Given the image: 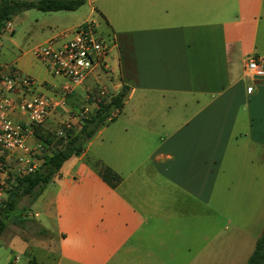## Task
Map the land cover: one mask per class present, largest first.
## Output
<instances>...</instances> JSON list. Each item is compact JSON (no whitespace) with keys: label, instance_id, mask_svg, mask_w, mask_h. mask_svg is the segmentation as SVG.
<instances>
[{"label":"crops","instance_id":"obj_1","mask_svg":"<svg viewBox=\"0 0 264 264\" xmlns=\"http://www.w3.org/2000/svg\"><path fill=\"white\" fill-rule=\"evenodd\" d=\"M86 1L113 40L106 84L129 90L34 200L47 233L19 236L25 249L56 250V264H121L151 240L153 221L179 217L187 199L211 204L229 145L264 175V76L250 78L245 66L253 56L264 68V0ZM89 86L67 101L94 109ZM88 156L120 182L109 185Z\"/></svg>","mask_w":264,"mask_h":264},{"label":"rangeland","instance_id":"obj_2","mask_svg":"<svg viewBox=\"0 0 264 264\" xmlns=\"http://www.w3.org/2000/svg\"><path fill=\"white\" fill-rule=\"evenodd\" d=\"M87 17H94L98 31L103 38H109L107 27L95 12L93 3L86 0L75 9L42 10L29 7L16 12L0 31V62L17 64L37 81L47 86L48 83L59 86L65 79L50 73L34 57L31 49L50 35L71 28ZM97 73V71L94 73L95 78L93 76L88 80L89 89H92L90 101L94 102L95 106L96 99L100 98L97 94L100 84L106 86L107 94L113 91L107 86L108 83L106 84V79L111 73ZM48 87L43 86L42 89L48 92L50 90ZM78 90L83 92L81 88ZM77 104L78 106H72V103L67 101L70 111L59 109L37 128L39 139L44 142L43 152L56 147L60 130L64 131L66 128L62 122L66 117L71 119L70 128L75 132L79 129L84 115H88L93 110L90 106L85 110L83 109L85 105ZM70 112L76 113L77 116L71 117ZM230 147L231 145L222 164L211 204L202 205L187 199L188 204L181 208L182 214L179 217L166 222L153 221L151 240L148 243L144 242L143 246L134 248L121 264H243L245 262L255 238L264 226V217L260 216V213L264 215V189H262L264 175L256 169L248 171L249 167L244 165L243 157L239 155V159L236 158L235 152ZM241 154L247 155V153ZM94 160L90 156L85 158L86 163L93 169ZM6 195L0 196V207ZM34 200L30 201L28 194L20 197L17 209L7 220L6 227L0 235V264H26L29 259H37L35 250L44 254L42 263L39 261L40 264H56V250L49 252L39 248L25 249L26 243L19 236L20 234L23 237L41 235L37 231L39 227L37 219H41L42 214L35 216L33 213L36 210L42 212V208ZM18 217H25V220L20 221ZM146 247L153 252L152 255L142 254L147 251ZM171 251H175L174 255L170 254ZM16 255L18 258H15Z\"/></svg>","mask_w":264,"mask_h":264},{"label":"built area","instance_id":"obj_3","mask_svg":"<svg viewBox=\"0 0 264 264\" xmlns=\"http://www.w3.org/2000/svg\"><path fill=\"white\" fill-rule=\"evenodd\" d=\"M112 45L113 40L103 38L94 19H85L35 44L31 49L34 57L50 73L65 79L53 87L37 81L14 63L0 62V196L17 176L33 171L41 162L39 154L44 142L37 137L35 129L59 109L68 111L67 95L74 88L86 85L91 77L95 78L96 71L111 73L108 56ZM245 66L250 78L264 76L258 58L247 57ZM43 86L50 90L44 91ZM99 88L100 97L112 94H107L104 84ZM247 89L253 91L255 85L250 83ZM70 116L77 114L70 112ZM62 122L65 127H71L69 117Z\"/></svg>","mask_w":264,"mask_h":264},{"label":"trees","instance_id":"obj_4","mask_svg":"<svg viewBox=\"0 0 264 264\" xmlns=\"http://www.w3.org/2000/svg\"><path fill=\"white\" fill-rule=\"evenodd\" d=\"M84 1L0 0V31L11 19L12 15L22 9L29 7H37L42 10L75 9ZM128 90L129 86L122 84L115 93L96 99V107L88 115H84L83 121L77 131L74 132L70 127L64 128L63 133L60 134L59 139L56 141V147L48 152L42 151L39 165L33 171L15 178L6 191V197L1 202L0 235L6 227L7 220L13 214L14 210L17 209L19 198L26 194L30 196V201L37 198L45 186L61 174V167L64 161L72 155L79 154L85 148L86 141L95 133L101 124L115 118L116 113L123 105ZM116 108L118 109L117 112H115ZM37 128L35 129V134L39 138ZM92 164L109 185L116 186L120 182L121 175L110 166L100 160H94ZM24 209L25 207H23ZM18 218H20V221L25 220V217ZM37 231L38 234L47 233V230L40 226ZM26 264L38 263L34 259H29ZM243 264H264V226L256 237L254 246Z\"/></svg>","mask_w":264,"mask_h":264}]
</instances>
